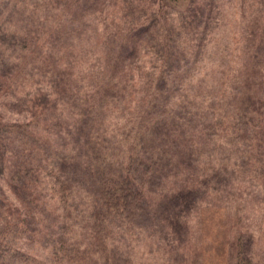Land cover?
<instances>
[{
	"label": "trees",
	"instance_id": "1",
	"mask_svg": "<svg viewBox=\"0 0 264 264\" xmlns=\"http://www.w3.org/2000/svg\"><path fill=\"white\" fill-rule=\"evenodd\" d=\"M164 1L0 8V264H202L184 215L234 204L228 264H264V0L232 40L235 0Z\"/></svg>",
	"mask_w": 264,
	"mask_h": 264
},
{
	"label": "rangeland",
	"instance_id": "2",
	"mask_svg": "<svg viewBox=\"0 0 264 264\" xmlns=\"http://www.w3.org/2000/svg\"><path fill=\"white\" fill-rule=\"evenodd\" d=\"M165 4L169 7L186 8L190 0H165ZM25 3V0H0V8L4 6L3 13L6 14L12 6L21 7ZM232 14L228 16L230 24L226 27L225 34L227 39H233V35L229 33L232 31L231 24L244 17L247 14L249 7L246 5L245 0H235L231 3ZM106 15V13H105ZM2 16V13H0ZM229 33V34H228ZM6 39L3 34H0V41ZM2 84L0 81V122H12L22 120L24 116L22 114H15L13 109L15 106H19L15 101L12 90L7 89V85ZM21 90L17 93L19 94ZM15 105V106H14ZM5 195L9 201L14 202V198L8 189L3 187ZM248 204L245 202L244 209H247ZM235 204L229 209L227 207H200L196 213L184 215L185 219L192 226L195 220L199 223V236L201 240V262L202 264H228L229 254V242L231 229L228 231V217L235 212ZM233 211V212H232ZM3 209H0V216H2ZM196 224V223H195ZM191 231L195 230L191 227ZM23 242V241H21ZM37 254H40L38 249L34 250ZM155 260L161 261L159 257L153 260L152 256H147L144 253L135 256L134 261L140 264L145 262L151 263ZM138 263V264H139Z\"/></svg>",
	"mask_w": 264,
	"mask_h": 264
}]
</instances>
